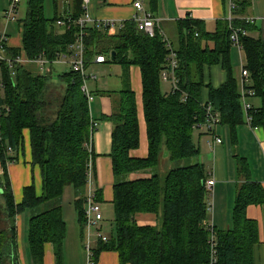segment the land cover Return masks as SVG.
<instances>
[{
    "label": "trees",
    "instance_id": "1",
    "mask_svg": "<svg viewBox=\"0 0 264 264\" xmlns=\"http://www.w3.org/2000/svg\"><path fill=\"white\" fill-rule=\"evenodd\" d=\"M58 2L54 0L56 6ZM72 2V16L78 20L84 14L82 0ZM147 3L153 14L157 0ZM27 5L23 47L6 48L7 54L10 57L24 54L30 59L44 56L53 62L75 42L79 29L59 34L53 26L58 18L49 21L45 17L44 0H28ZM247 7L245 2L239 3L240 12L236 14L244 15ZM232 25L246 33L254 31L243 20L234 19ZM176 30L177 42L173 46L179 61L176 72L179 90L167 94L160 75L169 52L160 36L149 38L132 21L118 34L94 26L86 28L88 64L103 55L109 64L125 69L124 89L102 93L113 102L112 114L105 119L113 125L111 159L116 220L115 230L108 242L100 245L96 259L103 251H115L120 264H209L210 199L206 182L210 178L203 164L194 163L200 149L194 140L193 127L205 119L202 104L212 105L221 116V124L229 126L234 140L237 127L245 123V118L231 63L229 21H218L215 30L208 31L206 23L188 18L178 21ZM241 45L252 81L247 89L254 90L262 103L250 114L251 128L264 130V41L241 36ZM217 65L226 72L227 82L219 89L210 87L209 101L204 102L205 67ZM133 66L140 68L142 76L149 141L146 159H133L130 155L140 146L136 97L128 74ZM0 72L1 165L5 168L9 148L13 151L21 148L23 132L28 130L32 165L40 168L43 181L40 196L31 185L17 204L6 170L0 177L4 200L0 204V224L8 227L0 229V264H20L15 219L27 210L39 212L29 219V247L34 263L43 264L45 245L51 244L56 264H65L67 227L63 220V196L67 187L74 190V206L83 225L90 157L87 145L93 121L88 101L80 91L81 79L73 73L63 75L65 89L59 92L52 88L48 77L33 76L24 67L17 66L11 71L6 63L0 62ZM184 94L187 98L182 102ZM236 158L240 172L249 173L247 162L239 155ZM163 161L167 162L166 174L160 173ZM133 174L151 176L131 180ZM251 205H264V189L247 179L236 197L231 230H214L218 264H254L253 249L259 243V227L247 217ZM143 214L156 216L157 225H139L137 217Z\"/></svg>",
    "mask_w": 264,
    "mask_h": 264
},
{
    "label": "crops",
    "instance_id": "2",
    "mask_svg": "<svg viewBox=\"0 0 264 264\" xmlns=\"http://www.w3.org/2000/svg\"><path fill=\"white\" fill-rule=\"evenodd\" d=\"M52 2L53 8L51 11L54 12V16L53 19H48L49 21L55 18L61 19L66 15H73L72 0H59L58 6H56L54 0ZM235 2L237 8L232 14L228 8V1L225 3V0H157L153 14L160 21V26L170 41L171 39L168 36L167 28L173 30L175 34L174 42H177L176 23L178 21L188 18L201 21L206 23L208 31H214L216 22L225 21L230 17L232 18V15L233 19L236 20H243L245 22L249 20V24L254 27V31L247 33V35L255 40L264 41V0H235ZM243 2L248 7L244 11V15H237L236 13L240 12L239 3ZM8 4L9 0H0V32L6 31V47L8 49H21L23 47L22 32L25 20L21 24L18 21L22 13L19 7L17 21L6 23L5 12ZM145 4L146 9L149 10L147 0ZM87 13L94 21L116 20L124 23L131 22L136 15L132 0H90ZM53 26L57 33H64L62 29L56 27L55 23H53ZM174 42L171 43L174 44ZM233 51L236 53L233 54ZM3 56L10 57L7 51L3 53ZM231 63L234 76L238 81L240 94L241 86L239 82L241 81L242 70L248 65L247 56L243 48L232 46ZM234 65L236 68H234ZM89 66V70H92V67H96L101 71H106L110 67L108 62L101 65L95 64L94 60ZM23 67L33 76L48 77L51 80V85H54L52 82L57 80L64 82L62 76L71 73V68L67 63L49 62L43 66L30 63ZM57 67H68V71L67 73H62L63 71L59 72ZM120 68L121 70L115 80H100L98 77V81L89 83L90 89L95 96V100L89 108L92 121L97 125L93 134L94 181L92 194L94 201L101 205L104 215V221L100 226L93 227L90 232L94 258L96 260L95 264H120L119 254L115 251H103L98 255L97 259L95 257L100 245L105 244L98 239V233L102 232L104 236L110 237L115 230L116 215L113 204L115 178L111 159L113 125L108 119H105L112 114L113 102L111 98L105 95L103 96L102 93H118L124 89L123 76L125 69L122 66ZM128 74L131 89L136 97L140 134V146L137 150L132 151L130 155L133 159H146L149 154V141L144 114L143 86L140 68L133 66L129 68ZM58 76L59 78L56 79ZM118 80L119 84L116 82ZM204 80L206 87L203 88L202 99L204 102H207L209 101L210 87L213 89L221 88L227 82V74L221 65L211 68L205 67ZM165 85L168 86H163V91L167 94L171 93L172 86L169 84ZM248 103L254 109H259L262 105L261 99L257 96L250 98ZM243 113L245 123L237 127L236 140L232 137L229 126L223 124L218 127L215 133L216 136H219L223 140V144L215 147L213 151L209 145L213 140V136L199 135L196 133L195 137V143L202 155L201 162L209 178L215 181L211 200L213 211L209 214V222L216 231L231 230L236 197L239 188L244 185L245 180L250 179L257 182L264 189V130L251 128L246 121V113L244 110ZM210 155L213 158L211 165L209 162ZM238 155L247 162L249 173L247 171L245 173L240 172L236 158ZM4 170H6L17 204L21 203L24 190L31 185H34L37 194L39 196L41 195L43 184L42 173L39 167L32 165L31 138L28 130L23 132L21 148L18 151H13L12 154L7 152V161L4 169L0 162V177L3 176ZM147 175L133 174L130 176V179L138 180L147 177ZM68 189L70 187L65 189L64 195ZM72 199L75 202V192L73 189L70 192V200ZM66 210L63 209V220L67 227L64 242L65 264H86V231L84 218L82 225L79 221V215L75 206L71 212L69 211L68 215H65ZM247 217L249 220L256 221L259 227V243L253 249V262L254 264H264V205H251L248 207ZM29 219L30 216L25 217L23 214L17 216L15 219L16 244L20 264H35L29 247ZM137 222L141 226L154 227L158 223V218L154 215L143 214L137 217ZM25 228L27 236L26 247L23 241L25 238ZM0 229H8V227L0 224ZM43 264H56L54 246L51 244L45 245Z\"/></svg>",
    "mask_w": 264,
    "mask_h": 264
},
{
    "label": "built area",
    "instance_id": "3",
    "mask_svg": "<svg viewBox=\"0 0 264 264\" xmlns=\"http://www.w3.org/2000/svg\"><path fill=\"white\" fill-rule=\"evenodd\" d=\"M228 8L233 14L235 9L237 8V4L235 0H227ZM146 0H132L133 7L136 11V15L134 16L132 22L137 24L138 31L149 38H155L157 35L160 36L168 50V55L164 64L163 71L161 72L160 78L163 84H169L172 86V92L178 91V78L176 72L179 68V61L177 52L169 38H167L163 29L160 26V21L146 9ZM22 3V0H10L9 8L5 12V22H16L17 15L19 11V7ZM90 3V0H82V9L84 14L78 20H75L72 15L63 16L61 19L55 22L57 28L62 29L64 32L70 31L72 28H78V34L76 36L75 42L70 45L65 53H60L57 56V59L53 61V63H67L71 68V73L77 75L82 80L81 84V92L85 96L88 101V105L90 106L95 100V96L90 89L89 83L98 81V76L94 73H89V64L85 59L86 54V44L85 39L87 36L86 28L90 26H94L98 30L103 32H110L111 34H118L124 28V22H118L116 20H106V21H94L90 15L87 13V7ZM229 21V31H230V42L233 46L242 49L241 45V36H247V33L234 27L232 25V18L227 19ZM249 24L250 21L246 20ZM6 43L7 36L6 31L0 32V62L6 63L11 71L17 66L23 67L30 63H35L39 66H43L45 63H49L44 56H40L35 59H30L26 57L24 54L16 57H4L3 53L6 51ZM95 64H106L107 59L103 55L96 56L94 59ZM14 75V72H12ZM251 76L246 67L242 70L241 81L239 82L241 86L240 98L243 106V110L246 113V121L248 125L251 127L252 117L251 113L254 108L251 104L248 103L250 98L256 97V92L254 90H249V86H251ZM186 94H184V98L182 102L186 101ZM205 119L202 122H197L193 130L195 133L199 135H210L213 136V140L211 141L210 148L212 151L215 147L223 144V140L216 136L215 133L218 127L221 125L222 120L220 114L214 110L211 104H202ZM96 124L92 123V131L90 134V140L87 145V149L89 152V162L87 165V183H86V194H85V209L83 213L84 218V226L86 233L85 240V252L87 255L86 264H95L96 260L94 258V250L91 241V229L95 226H100V224L104 221V215L102 207L99 203L94 201L92 189H93V181H94V162H93V134L96 128ZM8 152L12 154L13 150L11 148L8 149ZM215 186L214 180H208L206 182V190L209 195V204H208V212L209 214L213 211L212 206V191ZM215 228L209 223V231H210V240H209V251H210V261L209 264H218V243L216 241V233ZM98 239L107 243L109 237L104 236L102 232L98 233Z\"/></svg>",
    "mask_w": 264,
    "mask_h": 264
},
{
    "label": "rangeland",
    "instance_id": "4",
    "mask_svg": "<svg viewBox=\"0 0 264 264\" xmlns=\"http://www.w3.org/2000/svg\"><path fill=\"white\" fill-rule=\"evenodd\" d=\"M27 2L28 0H22V3L20 5V8H21V15L20 17L18 18V21H20L19 23H23V21L25 20V17H26V13H27V8H28V5H27ZM44 3H45V7H44V13H45V17L47 19H53V16H54V12H52V8H53V2L52 0H44ZM9 4H10V0H9ZM9 4H8V8H9ZM7 8V10H8ZM6 10V11H7ZM25 13V14H24ZM18 24V23H17ZM19 25V24H18ZM168 30V36L170 37L171 39V42H174V38H175V34L173 32V30L171 28H167ZM174 44L176 45V42H174ZM236 53L235 51H233V54ZM110 67L107 68L106 71H101L99 70L98 68L96 67H92V70L90 69L88 72L89 73H94V74H97L99 79L100 80H104V79H108V80H115L117 75L119 74L121 68L119 65H116V64H109ZM234 68L235 65H234ZM58 71L59 72H62V73H67L68 71V67H57ZM59 76L56 78L58 79ZM118 84H119V80L116 81ZM54 85H51L52 88H54L55 91H59V92H63L64 89H65V84L64 82H61V81H54L52 82ZM81 84H82V80H81ZM163 86H168V85H165L162 83V87ZM80 91H81V86H80ZM82 93V92H81ZM94 95V94H93ZM93 123V122H92ZM194 131V130H193ZM195 137H196V133L194 132V140H195ZM202 155L200 154V156L198 158L195 159L194 163H197V161L201 164H203L201 161H202ZM23 160V158H21ZM213 161V158L212 156L210 155L209 156V162H210V165H211V162ZM4 169V168H3ZM168 171V167H167V162L163 161L162 165H161V171L160 173L161 174H166ZM5 173V171H4ZM4 175V174H3ZM71 188L68 189L66 192V194L64 195V198H63V201H62V208L63 209H67L66 210V214L65 215H68L69 211L71 212L72 209L74 208V200H70V192H71ZM4 203V200H3V197H2V190L0 191V204ZM43 208V207H42ZM1 210V208H0ZM38 211H40L39 209H37ZM39 212H34V211H30V210H27L25 213H23V216L25 217H31L33 214H37ZM2 225V223H1ZM106 233V231H104ZM24 246L26 247V244H27V236H26V228L24 229Z\"/></svg>",
    "mask_w": 264,
    "mask_h": 264
},
{
    "label": "water",
    "instance_id": "5",
    "mask_svg": "<svg viewBox=\"0 0 264 264\" xmlns=\"http://www.w3.org/2000/svg\"><path fill=\"white\" fill-rule=\"evenodd\" d=\"M115 55H116V53L114 52L113 54H112V60L114 61V59H115Z\"/></svg>",
    "mask_w": 264,
    "mask_h": 264
},
{
    "label": "bare ground",
    "instance_id": "6",
    "mask_svg": "<svg viewBox=\"0 0 264 264\" xmlns=\"http://www.w3.org/2000/svg\"><path fill=\"white\" fill-rule=\"evenodd\" d=\"M210 257V256H209Z\"/></svg>",
    "mask_w": 264,
    "mask_h": 264
}]
</instances>
